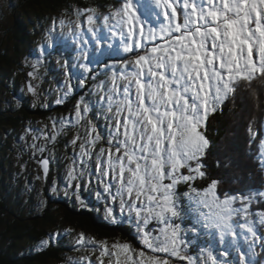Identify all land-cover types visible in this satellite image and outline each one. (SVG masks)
I'll return each instance as SVG.
<instances>
[{"label": "snow or ice", "instance_id": "obj_1", "mask_svg": "<svg viewBox=\"0 0 264 264\" xmlns=\"http://www.w3.org/2000/svg\"><path fill=\"white\" fill-rule=\"evenodd\" d=\"M72 15L67 23L53 19L39 50L52 48L57 27L61 36L67 27L65 43L76 56L57 61L64 80L55 103L74 98L77 87L88 91L67 116L25 129L32 155L40 156L37 179L48 178V146L75 130L64 195L87 208L81 193L95 179L105 219L130 225L138 246L81 232L72 249L87 255L62 264H264V184L224 190L205 163L209 117L239 89L264 86V0H119L106 14L85 7ZM114 55L111 63L99 59ZM39 64H30L27 92L33 107H47L33 83ZM254 123L250 145L258 136ZM253 155L264 173V132ZM61 235L49 234L35 250L59 244Z\"/></svg>", "mask_w": 264, "mask_h": 264}, {"label": "trees", "instance_id": "obj_2", "mask_svg": "<svg viewBox=\"0 0 264 264\" xmlns=\"http://www.w3.org/2000/svg\"><path fill=\"white\" fill-rule=\"evenodd\" d=\"M118 5L119 0H20L18 5L20 13L16 14L14 11L13 22L8 27L0 24V78L4 77L0 86L8 87L11 90L10 93L17 95L21 88V82H28V76L22 74V77L18 76L19 79L17 78L13 83H8L12 79V75L9 73L14 71L17 74L21 73L20 61L26 55L27 50L32 47L36 46L31 54L34 57L41 56L39 46L45 43L43 37L52 26L53 19L63 18L66 22L75 20V16L72 15L74 9L85 7H98L100 13L106 14L110 6ZM64 37L60 35L56 38L58 42L53 43V47L49 48L50 50L39 65V69L42 70H39V78L46 86L53 87L60 83L58 71H61L62 68L57 61L68 59L71 62L76 56L74 46L70 42L66 44ZM73 83L75 84L74 80ZM43 89L39 90L40 97L43 96ZM252 90L257 93L258 100L253 97ZM252 90L239 89L235 99L227 101L222 111L211 117L210 120L212 143L205 163L213 176L224 181L221 185L224 190L236 189L243 185L258 188L264 184V173L260 171L259 164L253 155L257 152L259 132H264V127H262V123H264V86L258 81H254ZM82 92L84 89L77 87L75 97L69 99L79 98ZM42 102L44 103V101ZM74 103L71 105L64 103L59 106H53L50 103L47 107H41L38 103L35 109H31V104L24 102L20 110L1 111L0 126H11L13 129L21 128L29 114L43 116L44 113L50 114L52 111H57L63 112L64 116H67L70 112L68 109ZM250 121L255 122L253 127L258 130V136L255 143L248 145L247 128ZM60 139L64 144L62 138H59L58 141ZM50 146L52 155L58 160L61 159L59 162L56 159L52 166L55 163L57 168L60 166V169H64L67 160L64 156V145L57 146L56 150L59 149V152L54 150L55 145ZM50 152L44 153V155L49 156ZM39 158L40 156H38ZM217 160H230L231 164L227 168L217 167ZM250 160H252V164H250ZM0 167H2V162H0ZM256 177L258 178L256 179ZM235 178H238L237 183L232 182ZM48 179L43 180L47 182ZM183 190L184 186H181V191ZM96 191V182L92 183L88 190L82 191V198L89 202L87 208H82L71 196L64 200L56 198L53 202L52 195L44 187L41 193V199L46 200L43 210L37 213L34 209H30L26 214L18 202L16 205H12L8 194H0V264H51L54 262L62 264L67 260V255L82 254V252L72 249L69 237L60 239L59 244L42 252L34 251V249L19 251L20 248H23L24 243H38L49 236V230L58 229L64 225L75 230L92 232L97 239H105L110 243L120 241L138 246L130 225L127 223L114 224L102 217V214L105 213V201L96 199ZM117 218L119 219V215ZM185 223L190 222L185 221Z\"/></svg>", "mask_w": 264, "mask_h": 264}, {"label": "rangeland", "instance_id": "obj_3", "mask_svg": "<svg viewBox=\"0 0 264 264\" xmlns=\"http://www.w3.org/2000/svg\"><path fill=\"white\" fill-rule=\"evenodd\" d=\"M20 0H0V24L2 26L8 27L11 22H13V14H19L20 8L18 5ZM15 11V13H14ZM60 18H56L57 24ZM67 23V22H66ZM60 36V29L57 27V32L53 34L54 43L58 42L56 38ZM63 36L66 39H71L69 36L68 28L65 27L63 29ZM36 48L32 47V49L27 50L26 55L20 61L21 64V73L12 72L9 73L12 75V79L8 81V83H13L17 78L22 77V74L27 76V73L31 70L30 64L34 61L39 60L41 64V60L44 59L46 53L49 48H46V51L41 56L32 55L31 51H34ZM75 52V51H74ZM51 56V55H50ZM116 56H112L111 58L107 56L99 57L100 60L104 61L107 60L109 63L116 60ZM39 64V65H40ZM52 65H54L52 63ZM56 66V65H55ZM40 68V66H39ZM53 68V67H52ZM40 70V69H39ZM42 71V70H40ZM62 71V70H61ZM59 72V84H56L53 87L46 86L41 78L38 80L33 81L34 84L38 86L39 90H44L43 96L40 97L41 101L44 103L52 104L53 106H59L55 103V99L57 98V93L60 87H63V73ZM44 73V70H43ZM19 76V77H18ZM4 78V77H3ZM3 78H0V83L3 81ZM29 80V78L27 77ZM76 83V81L74 80ZM1 85V84H0ZM13 86V85H12ZM21 88L17 95L10 93L11 90L8 87L0 86V112L6 111L7 109H11L13 111L20 110L21 107L24 105V102L30 103V108L35 109L32 106V101L34 97L27 92V82L20 84ZM87 91V90H86ZM68 99L65 103L67 105H71L74 102ZM70 101V102H69ZM64 104V103H63ZM73 109V108H72ZM64 116L63 112L52 111L49 113H44L43 116L36 115V114H29L25 122H23V126L21 128L13 129L11 126H0V162H2V167H0V194L2 195H9L10 201L12 205L18 204L24 210L25 214L28 213L30 209H34L37 213L43 210L45 205V199H41V193L44 190V187L49 190V194L52 195V201L55 202L56 198L60 200H64L66 196L64 195V187L66 184V178L61 181L62 176L59 174L51 175L47 182L42 179H37V176H43L42 171L38 167L37 159L39 154L35 157L32 155V149L30 145L33 143L30 136L25 134V129L32 128V129H41L43 124L49 123V117H60ZM212 143V140H211ZM51 147L50 145L48 146ZM52 151V149H50ZM55 150V149H54ZM59 152V149L56 151ZM55 152V156H56ZM47 153V152H45ZM58 160V159H57ZM61 161L59 158L58 162ZM58 164V163H57ZM57 187V192L53 193L51 191L53 184ZM18 209V208H17ZM102 217H105V213L102 214ZM65 229H73L74 231L71 234L65 233ZM60 231L61 237L60 239L70 238V246L72 247V243L76 237V234L83 232L86 237H95L92 232H87L84 230H75L70 226H62L58 229H51L49 230V234ZM96 238V237H95ZM97 239V238H96ZM97 240H105V239H97ZM39 243V242H38ZM38 243H24L23 248H20L19 251H30L35 250V247ZM109 244H111L109 242ZM81 255H87L86 252H82V254L78 255H67L68 258H78ZM94 259V258H93ZM51 264H59V263H51Z\"/></svg>", "mask_w": 264, "mask_h": 264}, {"label": "flooded vegetation", "instance_id": "obj_4", "mask_svg": "<svg viewBox=\"0 0 264 264\" xmlns=\"http://www.w3.org/2000/svg\"><path fill=\"white\" fill-rule=\"evenodd\" d=\"M91 86V84H89V87ZM88 91V89H84V92H82V94L81 95H83V94H86L87 93V91ZM76 99H78V98H76ZM76 99H74V100H72L73 102H75V100ZM93 99H94V97H93ZM71 101V100H70ZM69 101V102H70ZM227 103V102H226ZM226 103L224 104V106H226ZM65 106V105H64ZM223 106V107H224ZM72 108H73V106H71L70 107V109H68V111H72ZM70 112H68V114L70 113ZM218 112H220V111H218ZM217 112V113H218ZM216 113V114H217ZM215 114V115H216ZM211 117H214V115L213 116H211ZM211 117H209V121H208V125H207V132H206V135L208 136V138L210 139V141H211V133H210V130H211V126H210V120H211ZM213 120V119H212ZM99 125H100V128H101V130L102 131H104L105 132V125H104V121L103 120H100L99 121ZM74 131L75 130H72V131H68L66 134H64V135H62L61 137H59V138H62V140L64 141V144L61 142V139L59 140V141H57L56 142V144H55V150H56V148H57V146L59 145L60 146V144H61V146L62 145H64V156L66 157V164H65V168L64 169H60V166L57 168V166L55 165V163H54V165L52 166V164H53V162H55V160L57 159V158H55L53 155H52V152H50L49 153V155L51 156V160H52V162H51V167H53V168H51V175H55V174H59L60 176H63V178H61V179H64V178H66V168H67V165H68V163H70V158L72 157V155H73V152H72V149H71V145L68 143V141H70V139L72 138V136L74 135ZM107 131V130H106ZM62 148V147H61ZM57 151V150H56ZM61 156V155H60ZM58 170H60V171H58ZM86 180H87V178H86ZM95 182V179H93L92 180V183H94Z\"/></svg>", "mask_w": 264, "mask_h": 264}, {"label": "bare ground", "instance_id": "obj_5", "mask_svg": "<svg viewBox=\"0 0 264 264\" xmlns=\"http://www.w3.org/2000/svg\"><path fill=\"white\" fill-rule=\"evenodd\" d=\"M245 145L247 146V143H246ZM248 145H249V143H248ZM251 161H252V160L249 161L250 164H252ZM254 165H255V164H254ZM254 167H255V166H254ZM254 167H253V168H254ZM254 169H255V168H254ZM257 178H258V177H256V179H257ZM256 179H255V180H256ZM252 180H253V179H252Z\"/></svg>", "mask_w": 264, "mask_h": 264}, {"label": "water", "instance_id": "obj_6", "mask_svg": "<svg viewBox=\"0 0 264 264\" xmlns=\"http://www.w3.org/2000/svg\"><path fill=\"white\" fill-rule=\"evenodd\" d=\"M50 171H51V164H50ZM50 171H49V174H50ZM49 176V175H48Z\"/></svg>", "mask_w": 264, "mask_h": 264}]
</instances>
